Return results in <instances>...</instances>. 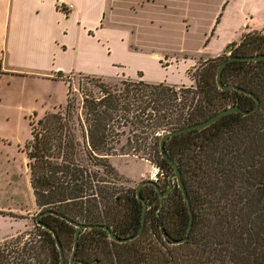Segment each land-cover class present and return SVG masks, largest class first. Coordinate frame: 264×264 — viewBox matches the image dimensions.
<instances>
[{"label": "trees", "instance_id": "obj_1", "mask_svg": "<svg viewBox=\"0 0 264 264\" xmlns=\"http://www.w3.org/2000/svg\"><path fill=\"white\" fill-rule=\"evenodd\" d=\"M230 46L229 57L264 53V28L244 32ZM226 58L204 60L195 75L185 72L190 82L179 85L88 75L77 78V87L71 88V78L56 74L67 84L65 103L30 123L23 150L36 206L98 225L81 233L78 251L89 245L100 264H264V59L231 60L222 70L224 84L257 97L254 112H231L207 127L164 141L191 205L187 239L172 243L185 236L190 223L187 202L175 181L162 204L156 183L146 180L141 187L147 210L138 236L118 243L103 228L127 238L142 220L136 188H121L110 158L154 160L164 172L158 184L163 191L174 171L160 155L163 135L202 122L236 102L243 110L255 105L244 92L218 89L216 70ZM39 221L57 233L63 247L72 244L74 226L54 214ZM35 224L34 237L0 242V264H59L52 232Z\"/></svg>", "mask_w": 264, "mask_h": 264}, {"label": "rangeland", "instance_id": "obj_2", "mask_svg": "<svg viewBox=\"0 0 264 264\" xmlns=\"http://www.w3.org/2000/svg\"><path fill=\"white\" fill-rule=\"evenodd\" d=\"M111 4L113 24L117 26L118 19L125 16L141 27L136 43L151 42L157 48L162 47L171 56L175 55L172 60L177 63L187 57L194 60L195 66L186 69L190 75L196 74L203 58L220 53L219 56H224L226 48L245 31L264 26V0H111ZM175 71L171 70L173 74ZM117 73L114 77L123 75L120 69ZM180 76L183 80V75ZM69 78L71 88H76L80 77ZM170 79L164 78L167 82ZM66 90L67 84L57 77L8 70L0 61V218L24 226L14 230V234L1 237L0 242L17 236H24L25 240L38 233L34 217L41 210L29 185L23 148L30 139V123L62 106ZM110 162L120 175L121 188H137L141 181L148 180L150 166L155 163L129 155L114 156ZM9 226L0 222V233ZM69 255L68 248L66 258Z\"/></svg>", "mask_w": 264, "mask_h": 264}, {"label": "crops", "instance_id": "obj_3", "mask_svg": "<svg viewBox=\"0 0 264 264\" xmlns=\"http://www.w3.org/2000/svg\"><path fill=\"white\" fill-rule=\"evenodd\" d=\"M111 5V0H0L1 63L8 70H28L54 78L61 73L150 82L171 78L168 83L188 84L185 72L195 66L194 60L187 57L177 63L172 60L175 55L162 47L136 43L141 27L125 16L118 19L117 26L113 24ZM118 69L123 75L114 77ZM0 222L11 225L0 238L24 227L2 218Z\"/></svg>", "mask_w": 264, "mask_h": 264}, {"label": "water", "instance_id": "obj_4", "mask_svg": "<svg viewBox=\"0 0 264 264\" xmlns=\"http://www.w3.org/2000/svg\"><path fill=\"white\" fill-rule=\"evenodd\" d=\"M262 59H264V53L247 55V56H232V57H228V58L224 59L221 62V64L218 66L217 70H216L215 82H216V85H217L218 89H220V90L235 89V90L244 92V93L252 96L255 99V105L251 109L243 110V109H241L238 106V103L236 102L235 104H233L231 106H227V107L219 110L218 112H216L215 114H213L212 116H210L209 118H207L206 120H204L202 122H197V123L182 127L180 129L168 132L165 135H163L161 137V139H160V142H159L160 155H161L162 158H165L169 162V164H171V166L174 169V171L168 176V186H167V189L165 191L161 192L159 187L157 185H155L156 190H157V192L159 194L160 204H162L163 197L169 193V191L172 188V184L175 181L177 183L178 187L182 190L184 199L187 202L188 209H189V212H190V223H189V226H188L187 231L185 233V236L183 238L179 239V240H174L172 242L174 244L182 243V242H184L187 239V237H188V235L190 233L191 227H192L193 215H192V211H191V205H190L189 197H188L187 191L185 189L183 180L181 178V174H180L179 169H178L177 165L175 164V162L165 152L164 141H165V139H167L168 137H170L172 135H175V134L187 131V130L202 129L204 127H207V126L211 125L212 123H214L215 121H217L222 116H224V115H226L228 113H231V112L241 111L245 115L254 112L258 108V105H259V101H258L257 97H255V95L252 92H250L248 90H245L243 88H240V87H238V86H236L234 84H224L223 81H222V70H223L224 65L227 62L231 61V60H262ZM147 182L148 181H146V180L141 181L138 184L137 188H136L137 197H138L139 200H141V202L143 204V207H142V220H141V224H140V227H139L138 231L133 236H130V237H127V238H120L116 234H114L111 229H109L106 226H103V228L106 230L107 236H108V238L110 240L118 242V243H124L126 241H129V240L133 239L134 237L138 236L141 233V231H142V229L144 227V223H145V214H146V210H147V203H146V200L143 199L140 196V191H141V187ZM42 214H54V215L59 216V217L65 219V220H68L70 223H72L76 227V230H75V233H74V242H73V255H74L76 247H77L78 236H79L80 230L84 229V228H93L95 226H98V225H92V224H81L79 222L72 221L69 218H67L66 216H64L63 214H61L59 212H55L53 210H45L43 212L38 213L35 216V221H36L37 225H41L44 228H46V229H48V230H50L52 232L53 237L55 239L56 246L59 249V252H60V255H61L60 264H63V255H62V249H61L59 238L57 236V233L52 228L44 225L42 222L39 221V218H40V216ZM163 236L164 237L166 236L165 233L163 234ZM81 264H83V263H81Z\"/></svg>", "mask_w": 264, "mask_h": 264}, {"label": "flooded vegetation", "instance_id": "obj_5", "mask_svg": "<svg viewBox=\"0 0 264 264\" xmlns=\"http://www.w3.org/2000/svg\"><path fill=\"white\" fill-rule=\"evenodd\" d=\"M162 182V181H161ZM159 184V183H158ZM158 184H156L157 186H158ZM167 189V188H166ZM166 189H164L163 191H165ZM161 191V190H160ZM163 191H161V192H163ZM158 193V192H157ZM159 195V194H158ZM166 196V195H165ZM164 196V197H165ZM163 197V198H164ZM160 199V198H159ZM40 212H43V211H40ZM39 212V213H40ZM37 215V214H36ZM35 215V216H36ZM44 215H47V214H42L40 217H42V216H44ZM60 220H64L65 222H67L68 224H70V225H72V226H74L72 223H70L68 220H65V219H63V218H61V217H59V216H57ZM67 217V216H66ZM71 220V219H70ZM72 221H74V220H72ZM41 222V221H40ZM77 222V221H76ZM43 223V222H42ZM79 223H81V224H88V223H84V222H79ZM44 224V223H43ZM62 224V223H61ZM44 225H46V224H44ZM41 226V225H40ZM46 226H48V225H46ZM43 227V226H42ZM48 227H50V226H48ZM61 228H64V227H61ZM59 229L60 230V232H61V230L62 229ZM75 230H76V227L74 226V233H75ZM85 230H89V228H84V229H81L80 230V232H79V236H78V243H77V247H76V250H75V253H74V255H73V242H74V233H73V239H72V244H68V245H66V247H63L62 246V244H61V242H60V245H61V249H62V255H63V264H81V263H83V264H100L101 263V261L100 260H98V259H96V260H94L93 258H92V256H91V248H90V246L88 245L87 247H89V248H87V247H85L84 249H83V251H78V249H79V238H80V235H81V233L83 232V231H85ZM63 232V231H62ZM58 236V235H57ZM59 238V237H58ZM59 241H60V239H59ZM70 249V255H69V257L68 258H66V253H67V249ZM57 250H58V253H59V264H60V261H61V255H60V252H59V249L57 248Z\"/></svg>", "mask_w": 264, "mask_h": 264}, {"label": "built area", "instance_id": "obj_6", "mask_svg": "<svg viewBox=\"0 0 264 264\" xmlns=\"http://www.w3.org/2000/svg\"><path fill=\"white\" fill-rule=\"evenodd\" d=\"M231 52H232L231 47L226 48V50L224 51V56L229 57L231 55ZM163 178H164V172L162 168L155 163L152 164L148 172V180L158 184L163 180Z\"/></svg>", "mask_w": 264, "mask_h": 264}]
</instances>
